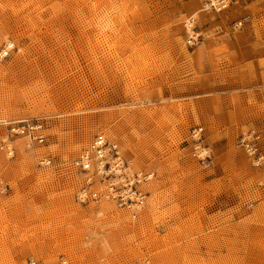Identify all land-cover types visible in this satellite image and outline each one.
I'll return each instance as SVG.
<instances>
[{
	"label": "rangeland",
	"instance_id": "374dc122",
	"mask_svg": "<svg viewBox=\"0 0 264 264\" xmlns=\"http://www.w3.org/2000/svg\"><path fill=\"white\" fill-rule=\"evenodd\" d=\"M218 1L0 0V264H264V0Z\"/></svg>",
	"mask_w": 264,
	"mask_h": 264
},
{
	"label": "built area",
	"instance_id": "2783aa9c",
	"mask_svg": "<svg viewBox=\"0 0 264 264\" xmlns=\"http://www.w3.org/2000/svg\"><path fill=\"white\" fill-rule=\"evenodd\" d=\"M217 4H211L210 8L215 9L216 11L221 10L226 6L224 0H219L216 2ZM8 130L14 134H21L26 136L30 141L36 142H43L44 141V134L41 133L43 130V122L40 119H33V118H20L17 120H12L8 123ZM201 131V128H196L193 130V134L197 135ZM260 133L257 132L255 129H250L245 133H242L239 138V145L245 150V152L251 156L252 158L257 157V160L261 157L260 155V145H261V137ZM106 149H111L116 154V147L108 143L102 137H96L90 145L89 149H85L82 151L81 155L77 159L76 163L78 167L82 170H87L92 161H94L96 170L98 174H103L104 172H113L115 169L116 164H111L110 162H105L106 154L104 151ZM94 152V156L90 154V152ZM117 158V157H116ZM92 160V161H91ZM107 164V167H105ZM106 174V173H105ZM151 176L150 173L144 174L142 180L149 178ZM114 182L107 183V192L106 195L115 200L120 206H137L140 203V199L142 194L137 191L133 190H117L115 188ZM131 190V188H129ZM92 196H96V192L92 193ZM136 197L135 200L131 197ZM81 200L88 198V196H84L83 194L80 196ZM34 264V263H32ZM60 264H66L64 260Z\"/></svg>",
	"mask_w": 264,
	"mask_h": 264
},
{
	"label": "bare ground",
	"instance_id": "6f19581e",
	"mask_svg": "<svg viewBox=\"0 0 264 264\" xmlns=\"http://www.w3.org/2000/svg\"><path fill=\"white\" fill-rule=\"evenodd\" d=\"M204 4H205V3H204ZM100 9H101V8H100ZM102 9H103V8H102ZM102 9H101V10H102ZM135 12H136V11H135ZM103 14H104V13H103ZM144 15H145V14H144ZM102 16H103V15H102ZM131 16H132V15H131ZM134 19H135V17H134ZM138 19H139V18H138ZM106 22H107V21H106ZM111 23H112V22H111ZM104 24H105V23H104ZM113 24H114V23H113ZM100 27H101V26H100ZM100 27H99V28H100ZM122 27H123V26H122ZM102 31H103V30H102ZM99 32H100V31H99ZM121 33H122V32H121ZM100 34H101V33H100ZM114 34H115V33H114ZM123 34H124V33H123ZM105 36H106V35H105ZM114 36H115V35H114ZM112 37H113V36H112ZM102 44H103V43H102Z\"/></svg>",
	"mask_w": 264,
	"mask_h": 264
}]
</instances>
